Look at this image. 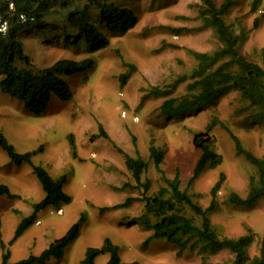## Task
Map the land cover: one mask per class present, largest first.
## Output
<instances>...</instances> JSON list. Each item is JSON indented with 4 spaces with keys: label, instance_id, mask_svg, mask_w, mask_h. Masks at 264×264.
Masks as SVG:
<instances>
[{
    "label": "rangeland",
    "instance_id": "obj_1",
    "mask_svg": "<svg viewBox=\"0 0 264 264\" xmlns=\"http://www.w3.org/2000/svg\"><path fill=\"white\" fill-rule=\"evenodd\" d=\"M253 1L235 0L226 19L240 36L241 52L264 65V0H260L255 11ZM121 4L136 13L137 24L127 33H110L111 44L94 52L68 44L64 38L54 37L52 32L41 28L25 30L22 35L35 69L64 57L93 56L95 66L70 77L72 98L62 99L53 94L47 110L41 114L29 110L23 101L0 87V130L20 152L43 146L34 155V162L45 166L55 178L65 174V189L72 196L68 203L40 210L37 221L10 244L18 223L32 213L34 203L44 197L45 190L30 163L11 162L0 147V183L8 184L21 195L19 198L0 195L1 229L11 249V261L40 254L82 212L87 217L80 234L69 243L62 258H52L46 264H84L87 248L102 246L106 237L119 246L121 257L127 262L223 264L232 259L234 253L228 249L216 252L200 251V246L181 249L164 237L151 238L152 229L134 222L144 211L145 197L166 185L150 156L152 139L166 150L161 163L165 174L169 178L179 174L181 188L204 207L211 203L212 186L225 173L217 206L210 212L213 225L221 236H239L252 230L255 241L249 250L251 254L258 253L264 237V198L252 204H238L229 199L232 192L246 197L250 177L257 172L256 166L238 153L231 132L247 148L264 156V121H257L251 115L256 108L249 107V101L239 90L221 96L216 103L196 105L171 117L160 108L166 98L181 97L188 92L187 86L193 79L179 78L190 75L198 64L191 50L214 51L222 45L213 27L203 24L199 12L202 1L121 0ZM255 18L260 19L257 27ZM124 61L136 68L131 69ZM128 73V80L123 82L122 76ZM156 87L171 89V93L152 95L150 92ZM213 119L217 121L212 124ZM100 122L111 139L100 134ZM200 131L216 137L215 151L222 160L215 167L207 166L190 183L202 153L194 144V135ZM72 134L76 149L72 148ZM119 147L147 162L142 180H151L148 191L138 185ZM131 197L128 206L100 210ZM186 213L201 223L200 215L188 206ZM109 257L108 252L101 253L96 264H106Z\"/></svg>",
    "mask_w": 264,
    "mask_h": 264
},
{
    "label": "trees",
    "instance_id": "obj_2",
    "mask_svg": "<svg viewBox=\"0 0 264 264\" xmlns=\"http://www.w3.org/2000/svg\"><path fill=\"white\" fill-rule=\"evenodd\" d=\"M10 1L14 3V7L10 6ZM201 1L199 12L203 24L213 27L222 45L214 51L191 50L198 64L190 75L179 78V80L193 79L187 86L188 92L181 97L166 98L160 106L162 113L170 117L182 114L193 106L216 103L221 96L239 90L242 97L249 101V107L256 108L251 113L252 117L257 121H264V65L249 59L241 52L240 36L226 19L235 0H223L221 3L216 0ZM259 2L260 0L253 1L254 11L258 9ZM0 12L10 22L8 32L0 36V74H2L0 87L3 92L23 101L26 107L36 114L47 110L53 94H57L62 99L72 98L74 92L70 77L92 69L95 66V58L93 56L82 59L64 57L51 65L35 69L22 39L25 30L41 28L52 32L54 37L64 38L68 44L94 52L111 44L110 33H127L138 22L136 13L131 8L123 6L121 0H0ZM21 14L26 15V20L21 18ZM57 14L61 16H55ZM59 22L62 24L59 25ZM259 23L260 19L255 18L254 26L257 27ZM174 30L180 29L174 28ZM124 63L131 69L136 68L133 63L127 61ZM129 75L130 73L122 76L123 82L128 80ZM150 93L155 96H167L171 93V89L156 87ZM215 121L217 120L213 119L211 123ZM99 132L102 136L111 139L101 122ZM231 134L235 139L238 153L244 154L256 166L257 172L250 177L249 192L246 197L238 192H232L229 199L238 204H252L264 198V156L257 155L243 144L238 135L233 132ZM71 137L72 148L76 149L73 134ZM134 140L136 141L135 136ZM216 142V137L208 131L196 132L194 135V144L202 150V153L190 183L197 179L207 166L215 167L221 162L222 156L215 151ZM0 147L7 152L11 162L18 165L30 163L45 190L44 197L34 203L32 213L23 216L18 223L10 240L12 244L37 221L40 210L68 203L72 200V196L65 189L67 182L65 174L55 178L45 166L34 162V155L42 150L43 146L20 152L0 130ZM118 149L124 153L126 165L133 172L138 185L144 186L148 191L152 185L151 180H142L147 162L141 156H133L120 147ZM165 154L166 150L156 145L152 139L150 156L162 172L166 185L161 186L155 194L145 197L144 211L134 218V222L152 229L151 238L164 237L181 249L188 247L194 249L197 246H200V251L216 252L228 249L234 253V257L223 264H264V237L260 242L259 252L251 254L249 248L255 241L252 230L239 236H221L213 225L210 212L217 206V196L224 183L225 173H221L212 186L211 203L208 207H204L194 200L187 190L181 188L179 174L174 178H169L165 174L161 167ZM0 195L9 198L21 197L6 183H0ZM132 199L131 197L121 203L103 206L100 210L128 206ZM187 206L200 215L201 223L196 222L195 216L187 215ZM86 217V213L82 212L79 219L40 254H30L17 261H11V249L3 238L0 221L2 248L0 264H46L52 258H62L69 243L80 234L81 225ZM106 252L110 254L106 264H142L139 261H124L119 246L110 237L104 239L102 246H89L83 263L96 264L97 257Z\"/></svg>",
    "mask_w": 264,
    "mask_h": 264
},
{
    "label": "built area",
    "instance_id": "obj_3",
    "mask_svg": "<svg viewBox=\"0 0 264 264\" xmlns=\"http://www.w3.org/2000/svg\"><path fill=\"white\" fill-rule=\"evenodd\" d=\"M10 6L14 7V3L12 1H10ZM21 18L23 20H26V15L25 14H21ZM10 27V22L8 20V18H6L1 12H0V36L6 34L8 32V29Z\"/></svg>",
    "mask_w": 264,
    "mask_h": 264
}]
</instances>
